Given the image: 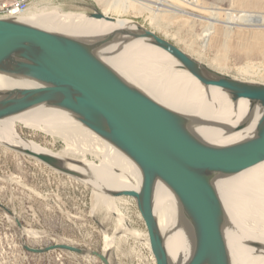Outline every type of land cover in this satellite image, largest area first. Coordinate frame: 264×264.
I'll use <instances>...</instances> for the list:
<instances>
[{
	"label": "water",
	"instance_id": "obj_1",
	"mask_svg": "<svg viewBox=\"0 0 264 264\" xmlns=\"http://www.w3.org/2000/svg\"><path fill=\"white\" fill-rule=\"evenodd\" d=\"M93 14L99 19L117 22L116 17L103 11L96 9L90 15ZM137 24L132 29V39L148 37L153 45L172 55L182 69L203 85L218 84L234 101L244 98L264 106V84L242 81L217 71L155 31ZM126 26L115 30L114 39L90 42L20 21L16 16L0 18V66L31 67L34 69L32 77L36 80L34 87L7 91L6 94L15 99L0 104V120L50 99L73 107L79 111L82 124L138 166L148 196L131 189L116 191L114 195L136 199L156 264H172L155 213V187L159 180L174 193L178 204L202 235L205 248L200 249L197 264H231L224 233L226 210L212 184L222 175L236 174L264 161V112L253 137L223 146L206 142L193 132L190 117L129 88L98 55L101 47L129 42L121 43L119 39ZM247 124L244 122L240 126ZM11 148L39 159L59 172L82 177L66 168L57 157L21 147ZM24 247L34 253L66 250L96 256L103 264H111L106 252L67 243L46 247L25 244Z\"/></svg>",
	"mask_w": 264,
	"mask_h": 264
},
{
	"label": "bare ground",
	"instance_id": "obj_2",
	"mask_svg": "<svg viewBox=\"0 0 264 264\" xmlns=\"http://www.w3.org/2000/svg\"><path fill=\"white\" fill-rule=\"evenodd\" d=\"M133 1L135 0H121V7L118 2L113 6L115 9L127 10L128 3ZM168 1L170 0L141 2L145 4V9L155 16L160 9L173 7ZM199 5L200 0H196L190 7ZM167 9L207 22L201 37L204 47L215 35L216 26L221 22L231 29L238 23L264 26L263 12L243 11L235 14L228 11L227 20L221 21L220 12L213 7L209 8L212 13L210 17L192 14L176 6ZM107 11L108 8L104 10L105 13ZM16 17L20 21L48 30L62 31L90 42L114 39L115 30L128 25L125 33L119 35V39L121 43L129 42L121 45L116 42L101 47L97 53L129 88L147 94L160 104L190 117L193 132L212 145L233 144L257 133V123L264 112V106L244 98L232 100L220 85L206 86L200 83L187 70L182 69L172 55L153 45L148 37L132 39V29L138 24L131 19L116 17L117 22L111 23L99 19L95 14L43 11H31ZM139 65L155 68L158 70L155 74L163 72L167 83L163 78V86L157 83V78V82L152 80V69V72H149L152 78H147L150 74L147 71L143 72H147L145 76L141 74ZM33 73L34 69L28 66H0V104L15 99L6 94L7 91L34 87L36 80L32 77ZM156 75L154 79L159 73ZM80 119L79 111L50 99L25 112L1 119L0 141L9 147H21L61 159L66 168L82 174L81 179L97 189L99 199L109 210L115 209L111 203L117 197L114 195L116 191L131 189L148 196V189L134 161L82 124ZM244 122L248 124L245 127L240 126ZM18 124L60 135L66 139L67 147L63 153L55 154L34 140H28L18 134ZM71 153H76L80 158L69 156ZM87 154L98 156L99 163L90 160ZM257 166L258 164L236 174L222 175L212 184L226 210L224 233L231 264H264V168L257 169ZM154 201L159 230L164 237L172 264H197V255L200 249L205 248L202 235L190 216L178 204L174 193L160 180L156 183ZM118 220L120 223L124 221L121 213ZM27 235L38 236L33 230H27ZM147 242L150 245L149 236ZM112 243L113 240L107 236L105 249H109Z\"/></svg>",
	"mask_w": 264,
	"mask_h": 264
},
{
	"label": "rangeland",
	"instance_id": "obj_3",
	"mask_svg": "<svg viewBox=\"0 0 264 264\" xmlns=\"http://www.w3.org/2000/svg\"><path fill=\"white\" fill-rule=\"evenodd\" d=\"M7 1L10 0H0V3ZM120 1L32 0L24 14L31 11L91 14L96 9L104 12L108 8L106 14L131 19L155 31L217 71L242 81L264 84V26L238 23L231 29L221 22L204 47L201 37L207 22L167 9L176 6L192 14L210 17L213 7L220 12L219 19L226 21L228 11L264 13V0H200V5L193 7L170 0L168 4L173 7L166 6L155 16L141 1L156 3L157 0H135L128 3L127 10L115 9L113 5H120ZM143 66H138L141 74L153 71V78L151 73L146 77L154 81L157 78L160 85L167 83L163 72L159 71L154 79L158 70ZM16 130L22 137L34 140L55 154L63 153L67 147L65 138L41 128L18 124ZM92 155L87 154V157L99 163L100 158ZM69 156L80 158L76 153ZM259 168H264V162L258 164ZM112 202L115 209L109 210L93 185L59 172L0 141V264H103L96 256L66 250L34 253L24 247L25 244L46 247L55 243L106 252L111 264H156L136 199L119 196ZM119 213L124 218L123 223L118 220ZM27 230L36 231L38 236H28ZM107 236L113 243L106 250Z\"/></svg>",
	"mask_w": 264,
	"mask_h": 264
},
{
	"label": "built area",
	"instance_id": "obj_4",
	"mask_svg": "<svg viewBox=\"0 0 264 264\" xmlns=\"http://www.w3.org/2000/svg\"><path fill=\"white\" fill-rule=\"evenodd\" d=\"M184 5H193L196 0H177ZM32 0H10L4 3H0V18L14 17L24 14L28 11Z\"/></svg>",
	"mask_w": 264,
	"mask_h": 264
}]
</instances>
